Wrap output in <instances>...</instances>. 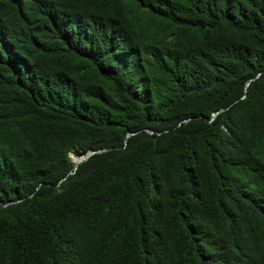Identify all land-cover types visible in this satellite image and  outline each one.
Masks as SVG:
<instances>
[{
    "label": "trees",
    "instance_id": "16d2710c",
    "mask_svg": "<svg viewBox=\"0 0 264 264\" xmlns=\"http://www.w3.org/2000/svg\"><path fill=\"white\" fill-rule=\"evenodd\" d=\"M0 264H264V0H0Z\"/></svg>",
    "mask_w": 264,
    "mask_h": 264
},
{
    "label": "water",
    "instance_id": "95a60500",
    "mask_svg": "<svg viewBox=\"0 0 264 264\" xmlns=\"http://www.w3.org/2000/svg\"><path fill=\"white\" fill-rule=\"evenodd\" d=\"M95 151L94 150H90L86 153H81V154H77V156H79L80 158L78 159V161H73L74 162V167L73 168H76L77 164L85 159H87L92 153H94Z\"/></svg>",
    "mask_w": 264,
    "mask_h": 264
},
{
    "label": "rangeland",
    "instance_id": "374dc122",
    "mask_svg": "<svg viewBox=\"0 0 264 264\" xmlns=\"http://www.w3.org/2000/svg\"><path fill=\"white\" fill-rule=\"evenodd\" d=\"M73 155H74L73 153L70 154V157H71L72 161H73Z\"/></svg>",
    "mask_w": 264,
    "mask_h": 264
},
{
    "label": "bare ground",
    "instance_id": "6f19581e",
    "mask_svg": "<svg viewBox=\"0 0 264 264\" xmlns=\"http://www.w3.org/2000/svg\"><path fill=\"white\" fill-rule=\"evenodd\" d=\"M75 155H77V154H75ZM79 157V156H78ZM76 161H78V160H76Z\"/></svg>",
    "mask_w": 264,
    "mask_h": 264
}]
</instances>
